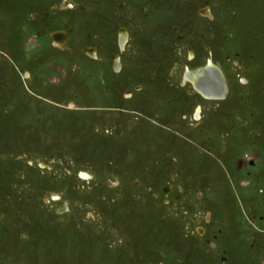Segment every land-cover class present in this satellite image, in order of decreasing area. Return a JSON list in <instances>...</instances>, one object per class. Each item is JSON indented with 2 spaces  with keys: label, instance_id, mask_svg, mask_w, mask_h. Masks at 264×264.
<instances>
[{
  "label": "rangeland",
  "instance_id": "374dc122",
  "mask_svg": "<svg viewBox=\"0 0 264 264\" xmlns=\"http://www.w3.org/2000/svg\"><path fill=\"white\" fill-rule=\"evenodd\" d=\"M54 1L0 0V264H264V0Z\"/></svg>",
  "mask_w": 264,
  "mask_h": 264
},
{
  "label": "water",
  "instance_id": "95a60500",
  "mask_svg": "<svg viewBox=\"0 0 264 264\" xmlns=\"http://www.w3.org/2000/svg\"><path fill=\"white\" fill-rule=\"evenodd\" d=\"M211 16V15H210ZM61 31H56L53 33V42H59V40H64L65 37ZM126 40V33L124 29H121L119 33V42L122 44ZM88 54L97 57L96 52L93 48H85ZM120 66L119 56L114 59V68ZM191 76H195L194 84L207 96H224L227 91V84L225 81V76L222 71L213 64H207L203 67L197 68L195 71L190 72ZM62 208V207H61ZM60 208V211L62 210Z\"/></svg>",
  "mask_w": 264,
  "mask_h": 264
},
{
  "label": "flooded vegetation",
  "instance_id": "af4514ba",
  "mask_svg": "<svg viewBox=\"0 0 264 264\" xmlns=\"http://www.w3.org/2000/svg\"><path fill=\"white\" fill-rule=\"evenodd\" d=\"M61 1H63V0H60V1H54V3H52L51 4V6L53 7V11L56 9V11L55 12H58V10H64V9H68L69 10V8H71V9H74V8H77V7H79V9L80 10H83V11H88L89 10V6L88 5H86V4H84V3H78L77 2V0H75V1H73V0H71V2H69L70 0H66V1H64L63 3H61ZM68 1V2H67ZM57 2H60V3H57ZM62 7H61V6ZM51 7V8H52ZM33 17L35 18V14L33 15ZM120 27V26H119ZM118 27V28H119ZM49 28V26L47 25V24H44L43 26H42V29L41 30H45V31H47V30H49L48 29ZM121 29H124L126 32L128 31V33H129V40H130V31L127 29V28H123V27H120V30H119V32H118V34L120 33V31H121ZM55 30H57L56 28H55ZM55 30H49L48 31V35H49V37H50V40H51V36H52V34H53V32H56ZM52 31V32H51ZM117 31H118V29H117ZM127 34V33H126ZM64 37H66V33H64V35H63ZM69 36V35H68ZM127 37H128V35H127ZM128 40V38H127V41H126V43L129 41ZM52 41V40H51ZM62 40H59V42H61ZM117 41H119V38L117 37ZM65 42H66V39H65ZM52 44H53V42H51ZM88 45V44H87ZM126 45V44H125ZM127 45H128V43H127ZM54 46H58L57 45V42H54ZM89 47H91V48H93L94 50H95V52L97 53V58H99V59H97V60H100V59H103L102 58V56H100V54H99V51L95 48V46H86L85 48H89ZM125 47V46H124ZM127 47V46H126ZM84 48V49H85ZM84 51V50H83ZM85 53V52H84ZM99 54V55H98ZM194 54V53H193ZM85 55H86V53H85ZM87 57H89L88 55H87ZM90 58V57H89ZM115 58V57H114ZM194 58H195V54H194ZM93 59V58H92ZM193 59V58H192ZM94 60H96V59H94ZM114 60V59H113ZM122 60V59H121ZM215 65H217V64H215ZM111 66L113 67V69H115L114 68V62L111 64ZM219 68H220V66L219 65H217ZM121 67H122V61H121ZM189 69V68H188ZM189 70H192V69H189ZM224 72V71H223ZM170 78L171 79H173V81L174 82H178L179 83V80H176L177 78H179L178 77V70L175 68L173 71H172V73H171V76H170ZM182 81H183V79H182ZM187 82V81H186ZM228 82V81H227ZM187 84H189L188 82H187ZM187 84H184V85H187ZM228 86H229V84H228ZM135 89H137V91H141L140 89H143V86L142 85H137L136 86V88ZM230 93H231V91H230ZM125 94L128 96V98H134V96H135V94H134V91H127V92H125ZM129 94V95H128ZM196 113H197V115H201L202 114V107L201 106H199L198 108H197V111H196ZM88 173V172H87ZM90 175V174H89ZM89 175H88V177H89ZM90 177H91V175H90ZM190 189L191 190H194L192 187H190ZM64 209H67V207L65 208L64 207ZM68 210V209H67ZM65 212V211H64ZM251 218V220L253 221L254 220V222H256V217H254V218H252V217H250ZM203 233H204V231H203ZM251 238L252 239H254V244H252V246L253 247H256V246H258L259 245V241H258V239H256V238H254V236H251ZM206 242H210V240L209 239H206ZM220 260H221V262H223L224 264H228V260H229V258L227 257V256H224V255H222V256H220Z\"/></svg>",
  "mask_w": 264,
  "mask_h": 264
},
{
  "label": "bare ground",
  "instance_id": "6f19581e",
  "mask_svg": "<svg viewBox=\"0 0 264 264\" xmlns=\"http://www.w3.org/2000/svg\"><path fill=\"white\" fill-rule=\"evenodd\" d=\"M202 13H206L205 15L206 16H210L211 14H210V10L208 9H206V10H204V11H202ZM211 18L213 17L212 15L210 16ZM125 33H127L126 34V40L122 43V44H120L121 45V48H123L124 46H125V44L127 45V43H126V41H127V38H128V40H129V33H128V31L126 32L125 31ZM127 35H128V37H127ZM65 39H67V37H65ZM65 39L63 40V41H61V42H57V45L58 46H60V47H63V44H64V42H65ZM126 47V46H125ZM84 52L86 53V55H88L90 58H93V59H99V58H97V57H94V56H92V55H90V54H88V52H86L85 50H84ZM115 59V58H114ZM119 59H120V56H119ZM209 64H213V65H215L214 63H212V62H210ZM217 66V65H216ZM120 67H121V62H120V66H118V68H116L115 67V70L116 71H119L120 70ZM218 67V66H217ZM219 68V67H218ZM220 69V68H219ZM193 71H195V70H189V69H187L186 71H185V73H184V77H183V81H187L188 83L189 82H192V84H193V87H194V89L197 91V93H199V94H201L203 97H205L206 99H210V100H219V99H224V98H226L227 97V95H229V87H228V90H227V93L224 95V96H220V97H217V96H207V95H205L202 91H200L196 86H195V84H194V81H195V76H191L190 75V72H193ZM222 71V70H221ZM120 72V71H119ZM183 81H182V83H183ZM184 85V84H183ZM129 95V94H128ZM88 174L89 173H87V172H83L81 175H82V177H84L86 180H87V178H88ZM90 176V175H89ZM58 195H55L54 196V198L55 199H58ZM66 205V207H67V209H69V207H68V205H69V203H68V200L67 201H65L64 202V204L62 205V210H61V212L63 213L64 211H67V209H64V206ZM65 207V208H66ZM60 212V211H59Z\"/></svg>",
  "mask_w": 264,
  "mask_h": 264
},
{
  "label": "crops",
  "instance_id": "0c3cea01",
  "mask_svg": "<svg viewBox=\"0 0 264 264\" xmlns=\"http://www.w3.org/2000/svg\"><path fill=\"white\" fill-rule=\"evenodd\" d=\"M107 144H108V142H107Z\"/></svg>",
  "mask_w": 264,
  "mask_h": 264
}]
</instances>
